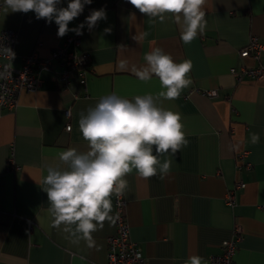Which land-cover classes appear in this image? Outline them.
Here are the masks:
<instances>
[{
  "label": "crops",
  "instance_id": "0c3cea01",
  "mask_svg": "<svg viewBox=\"0 0 264 264\" xmlns=\"http://www.w3.org/2000/svg\"><path fill=\"white\" fill-rule=\"evenodd\" d=\"M68 2L61 0L58 7ZM101 8L106 20L91 30L85 25L78 45L65 44L89 54L84 84L76 69L61 85V67L53 61L50 69L39 72L37 89L22 91L11 109L0 107V264H105L106 238L116 225L105 221L103 229L93 233L99 250L84 241L73 244L67 234L51 227L42 178L45 165L58 163L61 151L86 150L79 115L102 96L115 93L132 99L162 90L155 76L145 82L131 71L133 65L143 66L144 54L155 47L175 62H192V84L178 99L157 101L181 113L188 144L170 157V174L163 180H145L135 171L127 175L123 216L129 238L138 243L148 264H183L191 255L209 261L238 226L233 264H264V76L252 79L242 73L238 79L243 65L257 64L251 55L240 57L239 50L251 36L264 45V0H206V30L190 45L183 44L171 18L152 22L128 0H92L69 28ZM1 28L17 32L14 57L8 61L12 67H19L32 52L48 56L75 34L58 37L54 21L49 24L32 11L6 12L3 7ZM145 31L147 37L135 39ZM122 60L128 61L127 71L119 68ZM205 89H216L217 94L209 97ZM253 133L260 136L255 145ZM238 139L243 141L240 150L229 151ZM242 151L249 168L240 165ZM237 181L245 185L235 190L229 204L227 192ZM111 199L114 216V196Z\"/></svg>",
  "mask_w": 264,
  "mask_h": 264
},
{
  "label": "clouds",
  "instance_id": "9594fccd",
  "mask_svg": "<svg viewBox=\"0 0 264 264\" xmlns=\"http://www.w3.org/2000/svg\"><path fill=\"white\" fill-rule=\"evenodd\" d=\"M91 3L92 0H69L67 7H58L61 0H5L0 7L6 12L32 11L36 19H45L49 24L54 21L58 37H63L69 31L81 35L85 25L91 30L98 21L106 20L105 9H93L83 23L69 28V23ZM128 3L152 22L171 18L178 25L185 45L203 35L207 27L206 0H128ZM148 35L145 31L135 39ZM0 55L14 57L12 50L2 45ZM143 59L145 64L133 65L132 73L145 82L155 76L162 90L155 96L149 93L132 99L115 93L102 96L79 115L78 128L86 150L67 148L58 154V163L45 165L42 189L47 194L51 227L67 234L66 239L73 244L84 241L88 248L99 250L93 233L102 230L105 221L115 224L119 218V213L112 215L111 198H120L126 193L127 175L135 171L145 180L154 176L163 180L170 174V157L188 144L181 113L166 109L157 101L178 99L192 84L191 60L175 62L159 47L145 53ZM11 67V64L5 65L0 75L8 73ZM119 68L127 71L128 61H120ZM259 141V134L253 133L251 143L255 145ZM242 143L236 140L229 145V151H239ZM183 264H209V261L191 255Z\"/></svg>",
  "mask_w": 264,
  "mask_h": 264
},
{
  "label": "built area",
  "instance_id": "2783aa9c",
  "mask_svg": "<svg viewBox=\"0 0 264 264\" xmlns=\"http://www.w3.org/2000/svg\"><path fill=\"white\" fill-rule=\"evenodd\" d=\"M17 39V32L9 28L0 29V45L14 50ZM80 43V35L71 34L66 36L63 45L55 46L48 56H40L37 52H32L22 58V64L19 67H11L8 73L0 75V107L11 109L17 104L18 96L22 91H33L39 85L38 74L42 70L50 69L52 62L56 61L60 68L57 80L61 85H66L69 75L73 70L80 69V83L84 84V70L89 62V54L81 51L69 50L65 44ZM251 55L256 59L257 64L254 67L243 65L238 75L245 73L250 78H260L264 76V45L258 41L256 36H251L247 46L239 50L240 57ZM11 56L0 55V72H3L4 66L8 65ZM234 69L231 68V71ZM203 93L209 97L217 94L216 89H205ZM68 113V110H67ZM67 124L65 129H69ZM246 152H240L238 158L242 159L240 165L249 168L250 162H245ZM244 183L237 181L234 187L227 192L226 201L231 204L234 199L235 190L244 187ZM124 196V195H123ZM114 196L115 211L119 213V218L115 222V233L106 238V262L105 264H148L143 255L140 246L129 238L128 224L124 221L123 206L124 197ZM241 230L236 226L233 230V237L221 242L219 253L209 256V264H233V256L237 247V241L240 238ZM139 254V255H138Z\"/></svg>",
  "mask_w": 264,
  "mask_h": 264
},
{
  "label": "water",
  "instance_id": "95a60500",
  "mask_svg": "<svg viewBox=\"0 0 264 264\" xmlns=\"http://www.w3.org/2000/svg\"><path fill=\"white\" fill-rule=\"evenodd\" d=\"M3 2H5V0H0V4H2Z\"/></svg>",
  "mask_w": 264,
  "mask_h": 264
},
{
  "label": "trees",
  "instance_id": "16d2710c",
  "mask_svg": "<svg viewBox=\"0 0 264 264\" xmlns=\"http://www.w3.org/2000/svg\"><path fill=\"white\" fill-rule=\"evenodd\" d=\"M89 63V62H88ZM88 65V64H87Z\"/></svg>",
  "mask_w": 264,
  "mask_h": 264
}]
</instances>
